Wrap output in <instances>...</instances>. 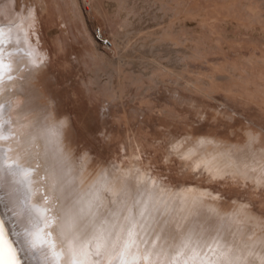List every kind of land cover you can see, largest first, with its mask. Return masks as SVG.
<instances>
[{
	"label": "rangeland",
	"instance_id": "rangeland-1",
	"mask_svg": "<svg viewBox=\"0 0 264 264\" xmlns=\"http://www.w3.org/2000/svg\"><path fill=\"white\" fill-rule=\"evenodd\" d=\"M33 12L39 21L30 29ZM0 24L28 28L29 41L46 53L41 68L77 133L98 108H111V145H96L93 156L103 155L118 170L134 166L160 190L208 194L215 188L233 200L247 193V208L264 219V192L252 183L212 179L207 169L185 183L179 172L187 161L167 157L178 151L169 142L188 141L192 129L223 136L242 131L248 120L264 124V0H0ZM230 65L246 70L244 90L224 73ZM129 112L138 118L130 121ZM80 141L83 149L91 136ZM197 168L191 165L188 175Z\"/></svg>",
	"mask_w": 264,
	"mask_h": 264
},
{
	"label": "snow or ice",
	"instance_id": "snow-or-ice-1",
	"mask_svg": "<svg viewBox=\"0 0 264 264\" xmlns=\"http://www.w3.org/2000/svg\"><path fill=\"white\" fill-rule=\"evenodd\" d=\"M34 55L23 44L5 46L0 40V264H102L109 253L117 264H127L123 255L133 235L132 225H139L148 236L144 240L141 231L135 233L147 245L142 256L146 264H157L154 257L160 258L159 264H264V220L259 235L249 229L238 241L229 239L235 233L225 235L226 229L216 227L218 222L228 224L231 217L206 212L203 200L196 204L199 220L181 225L163 207L166 202L137 199L149 193L150 183L155 184L147 173L137 183L139 176H117L114 164L103 155H92L96 145L105 149L111 145V108H98L85 131L77 133L55 98L40 93L39 76L28 59ZM138 116L128 113L130 121ZM81 135L85 140L91 136L83 149ZM242 137L240 154L227 153L230 159L235 156V170L211 178H235L238 184L243 180L240 186L252 183L264 192V124L248 120ZM41 141L54 144V150ZM174 143L170 141L169 146ZM167 157L186 159L179 150L169 151ZM89 161L99 168V174L86 184L84 170ZM189 170L190 165L180 167L185 183L205 174L203 167L192 169V175ZM246 194L233 200L215 188L208 192L225 205L239 201L245 208ZM128 210H134L131 217L121 216ZM243 215L250 217L251 213ZM231 216L240 218L241 213L234 211Z\"/></svg>",
	"mask_w": 264,
	"mask_h": 264
},
{
	"label": "bare ground",
	"instance_id": "bare-ground-1",
	"mask_svg": "<svg viewBox=\"0 0 264 264\" xmlns=\"http://www.w3.org/2000/svg\"><path fill=\"white\" fill-rule=\"evenodd\" d=\"M45 9H46V7H45ZM43 10H44V8H43ZM45 11H47V9ZM251 12L253 15H257L256 12H253V11H251ZM30 18H31L29 20L30 21L29 22L30 23V29H32V28L35 29V27H37V25H35V24L37 23V21H39L38 20V13L37 12L31 13ZM9 26H11V25H9ZM9 26H7V24H6V26L0 24V27H3V33H2V35H0V40L3 41L5 46H7L9 44H23V47L25 49L35 51V55L30 56L28 59H29L30 67H33L37 71V74L39 76L40 83H39L38 87L40 89V93L43 95L45 92H47L49 95H51L55 98L57 96L55 94L56 92L54 93V90L51 88V82L47 78L45 71H43L41 68V67H43L41 65H44V63L41 64V61L47 58L46 53H44L40 49L39 50L36 49L35 46H33L32 42L29 41V39H28L29 36H27L28 28L27 29H25V28L14 29L13 27H9ZM31 32H32V30H31ZM253 58H255V56L252 57V61H253ZM263 62H260V63H263ZM249 63H251V62H249ZM230 66L226 67L225 70H227V71H224V73L228 72L229 79L231 78L232 81L234 80L235 85H237L238 87H240V88L244 87L243 88V90H244L245 84L247 83V85H248V82L243 80V76L245 75L246 70H244L242 68H244L246 65L244 66V64H243L242 66H244V67H242V68L241 67L238 68L235 66L230 67ZM251 68H252V66H251ZM221 73H223V71ZM234 78L238 79L237 82L235 81ZM250 78H251V76H250ZM216 79L218 82V78H216ZM216 79H213V80H216ZM223 79H224V77H223ZM246 80H247V78H246ZM197 81H195L196 83L194 81L193 82L195 84H197L198 82L200 83V80L198 82ZM253 81H255V80L253 79ZM193 82H192V84H194ZM263 83H264V79H263ZM211 84L215 85L216 83L211 82ZM211 88H213V87H211ZM211 88H209V89H211ZM258 91H260V90H258ZM231 93L233 95H241L242 96V94H238V93L235 94L232 91H231ZM232 94H231V96H233ZM261 95H262V97H264L263 93L260 92V96ZM237 98H240V97H237ZM263 99L264 98H262V101L264 102ZM55 101L58 104V101L56 100V98H55ZM44 102H45L44 99H41L39 101V103L41 105H43ZM255 102H258V100L255 99ZM258 103H260V101ZM260 106H262V105H260ZM192 109H197V108H196V106H194L192 104ZM196 113H197V111H196ZM198 113L203 118L206 117V111L202 110V111H198ZM216 116L214 115L213 117H215V119H217ZM197 133L198 132L194 131V129H192L191 131H188V136H189L188 141L183 140V139L180 140L179 137L173 138L174 142H175L174 146L176 147V149L184 152L185 157H186L185 161H187V164L190 163L189 161H191V163L194 164V167H203L204 169H207L208 174H211V176H213V174H214V176L215 175L218 176L221 174L223 175L225 173L233 172L235 170V163H236L235 156H233L230 159L228 157L227 153L229 151H232V152L236 153V155H239L240 152L243 150L242 131H238V132L235 131V133L233 131H228L227 134L223 135V136L221 134H219V132H216V131L210 132V133L206 132L203 134H197ZM190 136H192V138ZM41 142L47 143L46 141H41ZM47 147L49 149L54 150L55 145L52 143H47ZM193 164H191V165H193ZM191 165H190V167H191ZM105 167H107V166H105ZM125 168L126 167H122L121 170L119 169V171H117L116 175L126 177V178H135V177L139 176V180L137 181V183H142L146 179L145 174H139L137 172V170L134 168V166L131 167V165H130L129 168H127V169H125ZM84 174L87 176V180L85 181L86 184L89 182H94L95 179L98 178L99 168L92 161H89L87 164V167L84 170ZM69 176L72 177L73 173L70 172ZM218 177H220V176H218ZM105 178L111 179V177H108L106 173H105ZM241 181L244 182L243 180H241ZM77 183H78V181H77ZM163 187H161L162 190H160L155 184L150 183L149 193H143L142 195L138 196L137 199H140V200L147 199L149 202H151V201L166 202L163 205V207H166L168 212L172 214V216L174 217V222H178L181 225L187 224L189 220H199V210L196 207V204L199 200H203L205 202V209L204 210L206 212H213V211L219 212L221 214H224L226 219L231 217V220L228 224H223L222 222H218L216 225V227H219L222 231H224L225 229L227 230L224 232L225 235H228V233H235V236L229 235V239H235V240L241 241L244 239L245 234L248 233L249 229H251L257 235H259L261 230H262L261 229V220H264V219L260 216H257L256 214H254V212L251 209H249L247 207L245 208L241 204H233L231 202L232 204L227 203L225 205L224 201H220L216 197H209L208 194L204 192V190H203V194L200 193L202 190H200V192L198 190V193L196 192L195 194H184V193L175 192V190L167 191L168 188L165 190V189H163ZM234 211H239L241 213V217L237 218V217L231 216V213H233ZM245 212L251 213V216L250 217L244 216L243 214ZM133 214H134V210H128V211L122 212L121 216L131 217ZM141 219H143V218H141ZM231 221H235V223H232ZM119 223H125V222L119 221L118 224ZM131 227H132L133 235L131 237H129V243L127 244V246L124 250L123 259L127 261V264H146V262L142 259V256H143V253H144L147 245L144 243H140L139 240H137V237L135 236V233L137 231H141L139 228V225H132ZM197 227H200V226L197 225ZM205 227H207V225H205ZM178 230H180V229L178 228ZM206 234L207 233H205V235ZM213 235H215V233H213ZM141 236L143 237L144 240L148 239V236L142 231H141ZM132 241H135V243H133ZM153 259H156L157 264H159L160 258L154 257ZM102 264H117V261H116V259L113 258L111 253H109L108 255L105 256Z\"/></svg>",
	"mask_w": 264,
	"mask_h": 264
},
{
	"label": "built area",
	"instance_id": "built-area-1",
	"mask_svg": "<svg viewBox=\"0 0 264 264\" xmlns=\"http://www.w3.org/2000/svg\"><path fill=\"white\" fill-rule=\"evenodd\" d=\"M99 40H100L101 44L105 47L108 46V44H110V39L106 36H101L99 38Z\"/></svg>",
	"mask_w": 264,
	"mask_h": 264
}]
</instances>
